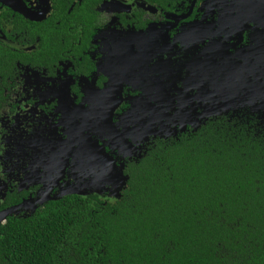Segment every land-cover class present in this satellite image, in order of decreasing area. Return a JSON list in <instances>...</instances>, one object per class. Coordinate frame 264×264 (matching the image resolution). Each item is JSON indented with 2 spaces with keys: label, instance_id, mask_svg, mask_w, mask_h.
Instances as JSON below:
<instances>
[{
  "label": "flooded vegetation",
  "instance_id": "flooded-vegetation-1",
  "mask_svg": "<svg viewBox=\"0 0 264 264\" xmlns=\"http://www.w3.org/2000/svg\"><path fill=\"white\" fill-rule=\"evenodd\" d=\"M156 110L164 136L184 115H264V0H0V213L113 199L160 130L124 122Z\"/></svg>",
  "mask_w": 264,
  "mask_h": 264
},
{
  "label": "trees",
  "instance_id": "trees-1",
  "mask_svg": "<svg viewBox=\"0 0 264 264\" xmlns=\"http://www.w3.org/2000/svg\"><path fill=\"white\" fill-rule=\"evenodd\" d=\"M111 200L72 194L0 227V264H264V121L153 136ZM20 203L9 197L1 207Z\"/></svg>",
  "mask_w": 264,
  "mask_h": 264
},
{
  "label": "rangeland",
  "instance_id": "rangeland-1",
  "mask_svg": "<svg viewBox=\"0 0 264 264\" xmlns=\"http://www.w3.org/2000/svg\"><path fill=\"white\" fill-rule=\"evenodd\" d=\"M255 88H251V90H254ZM151 112H148L144 115H131V117H129V119H127L124 122V130L126 132H129L132 134L133 130L135 129V127L138 129L137 132L142 129L144 132L150 130L151 128L155 127H160V128H170V123H171V119H170V115H159L158 111L156 110V115H151ZM184 119H186L188 121V123H192L193 119L191 118V115H184L183 116ZM190 119V120H189ZM144 128V129H143ZM141 131V130H140ZM165 133V132H164ZM169 133V132H167ZM130 150V149H127ZM85 160L88 161V157L87 155H85ZM96 159L93 157L92 162L90 163L88 161V163L90 164H95ZM79 177H76V179H78ZM109 192V196L112 197V195L116 194V191H108Z\"/></svg>",
  "mask_w": 264,
  "mask_h": 264
},
{
  "label": "water",
  "instance_id": "water-1",
  "mask_svg": "<svg viewBox=\"0 0 264 264\" xmlns=\"http://www.w3.org/2000/svg\"><path fill=\"white\" fill-rule=\"evenodd\" d=\"M223 89H224V87H223ZM213 116H218V115H199V119H197L196 121L195 120H193L192 121V123H188V124H186V123H182V128H181V132H185L187 129H188V126L190 125V126H192L193 128H198L200 125H201V123H202V121H204V120H206L207 118H210V117H213ZM255 116V115H254ZM260 120H263L264 121V115H256ZM108 125L111 127V124H110V121H111V117H112V115H108ZM172 122H173V120H172ZM158 128V127H157ZM156 128V129H157ZM169 129V128H168ZM164 130H166V129H164V128H160V130H158V132H154V133H152V132H150V134L151 135H154V136H159V135H161L162 134V132L164 131ZM146 139L148 140L149 139V135H146ZM97 141H94V144L95 145H97ZM109 161H113L114 162V160H112V158H110L109 159ZM120 169L121 170H123V165L120 167ZM114 177H116V178H119L120 177V180L117 182V185H116V194L119 192V190L121 189V186L122 185H124V183H125V178H124V176H123V174H122V171H121V173H120V175H115L114 174ZM115 183V182H114ZM114 183H109V185H112V186H115L114 185ZM49 197V196H48ZM43 198V199H41V200H39V201H37V202H35L33 205H29V204H26V206H30V207H34V206H37V205H39V204H42V203H44L45 201H47L49 198ZM23 206H25V205H21V206H15V207H12V208H9V209H7V210H4V211H2L1 213H0V227H1V225L2 224H4L5 223V221H6V219L9 217V216H11L12 214H14V213H17V211L19 210V209H21Z\"/></svg>",
  "mask_w": 264,
  "mask_h": 264
}]
</instances>
